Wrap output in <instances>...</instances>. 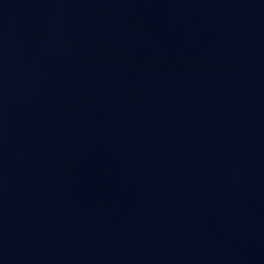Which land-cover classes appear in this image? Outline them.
I'll use <instances>...</instances> for the list:
<instances>
[{"label":"water","instance_id":"water-1","mask_svg":"<svg viewBox=\"0 0 264 264\" xmlns=\"http://www.w3.org/2000/svg\"><path fill=\"white\" fill-rule=\"evenodd\" d=\"M0 264H264V0H0Z\"/></svg>","mask_w":264,"mask_h":264}]
</instances>
